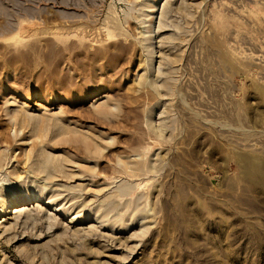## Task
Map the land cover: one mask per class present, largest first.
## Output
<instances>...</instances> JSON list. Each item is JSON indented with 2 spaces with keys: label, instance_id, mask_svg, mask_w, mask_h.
I'll return each mask as SVG.
<instances>
[{
  "label": "rangeland",
  "instance_id": "rangeland-1",
  "mask_svg": "<svg viewBox=\"0 0 264 264\" xmlns=\"http://www.w3.org/2000/svg\"><path fill=\"white\" fill-rule=\"evenodd\" d=\"M0 151V264H264V0H0Z\"/></svg>",
  "mask_w": 264,
  "mask_h": 264
},
{
  "label": "bare ground",
  "instance_id": "bare-ground-1",
  "mask_svg": "<svg viewBox=\"0 0 264 264\" xmlns=\"http://www.w3.org/2000/svg\"><path fill=\"white\" fill-rule=\"evenodd\" d=\"M151 6V5H150ZM155 7V6H154ZM162 14V13H161ZM163 16V15H162ZM163 22H164V20H163ZM160 72V71H159ZM98 98V97H97ZM97 98H95V100L97 99ZM34 116H35V114H34ZM62 125V124H61ZM59 129V128H58ZM61 134V133H60ZM84 140V139H83ZM86 140V139H85ZM86 142V141H85ZM95 146V145H94ZM94 148V147H93ZM92 148V149H93ZM96 148V147H95ZM98 148V147H97ZM1 151H5V150H3V149H1ZM1 151H0V162L3 160V159H5L4 157H2V155H4L5 156V153L3 154V152L1 153ZM43 151V150H42ZM95 151V150H94ZM37 155H40V158L38 159V160H40L39 161V168L40 167H44V166H51V167H53V170H54V168H57L58 169V166L60 165L59 163H57L55 160H54V157L52 158V155H51V153L49 154V153H46V152H41V153H39V154H37ZM53 156H56V155H54L53 154ZM56 157H58V156H56ZM59 158V157H58ZM2 159V160H1ZM56 159V158H55ZM4 161V160H3ZM36 162V161H35ZM60 162V161H59ZM62 164L63 163H61V165L59 166V168H61V166H62ZM0 165H1V163H0ZM36 165H38V163L36 162ZM2 166V165H1ZM0 166V167H1ZM64 166V165H63ZM62 166V167H63ZM15 167V166H14ZM35 167V166H34ZM16 168V167H15ZM35 169H37V168H35ZM42 168H40V170H41ZM44 169V168H43ZM42 169V170H43ZM48 169V168H47ZM63 169V168H62ZM128 169V168H127ZM39 170V169H38ZM37 171V170H36ZM40 172V171H39ZM48 172V171H47ZM55 172H57V171H55ZM58 172H60V171H58ZM50 173V172H49ZM52 174V173H51ZM55 174H57V173H55ZM47 175H50V174H48L47 173ZM20 177H21V175H20ZM49 177V176H48ZM51 177V176H50ZM54 178V177H53ZM54 183V182H53ZM43 184V183H42ZM48 185H49V183H48ZM53 190V189H52ZM45 191H43V193H44ZM57 192V191H56ZM41 194V193H40ZM40 194H39V198L37 199V201H40L41 200V198H40ZM38 196V195H37ZM43 196V195H42ZM3 201V200H2ZM1 201V202H2ZM29 201H32V200H30V199H28V203L25 201V202H23V203H21V204H19V205H15V206H13V209L10 211L11 213H12V215H13V213L15 214V213H18V212H21V211H23L25 208H26V206H28L29 205ZM53 201V200H52ZM4 202V201H3ZM4 203H6V202H4ZM44 204V203H43ZM1 206H3V205H1ZM8 206V205H7ZM4 207V206H3ZM2 207V209L1 210H3L4 208ZM58 208H57V204H56V207H55V209L54 210H57ZM62 209V208H61ZM5 210V209H4ZM8 210H9V208H8ZM6 214V213H5ZM17 215V214H16ZM15 215V216H16ZM19 215V214H18ZM76 216H74L72 219H74Z\"/></svg>",
  "mask_w": 264,
  "mask_h": 264
}]
</instances>
